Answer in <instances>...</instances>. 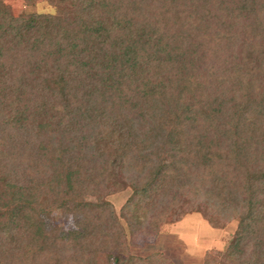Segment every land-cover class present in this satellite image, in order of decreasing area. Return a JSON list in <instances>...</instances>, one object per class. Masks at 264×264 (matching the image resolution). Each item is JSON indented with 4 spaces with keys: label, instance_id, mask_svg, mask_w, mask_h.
<instances>
[{
    "label": "trees",
    "instance_id": "trees-1",
    "mask_svg": "<svg viewBox=\"0 0 264 264\" xmlns=\"http://www.w3.org/2000/svg\"><path fill=\"white\" fill-rule=\"evenodd\" d=\"M79 1L104 13L0 0V264H170L125 255L120 219L158 234L187 200L238 220L227 260L264 264V0ZM113 171L134 189L120 217L84 199ZM56 208L76 230L43 220Z\"/></svg>",
    "mask_w": 264,
    "mask_h": 264
},
{
    "label": "rangeland",
    "instance_id": "rangeland-1",
    "mask_svg": "<svg viewBox=\"0 0 264 264\" xmlns=\"http://www.w3.org/2000/svg\"><path fill=\"white\" fill-rule=\"evenodd\" d=\"M3 3L10 8L12 14L16 17L40 13L51 14L58 19L68 16L72 20L78 19L79 13H82V7H86L88 4L87 2L82 4L79 0H3ZM93 8L95 9L89 10V12L86 11L85 15L80 16L83 19H79L93 22V17H98L101 13H104L102 10L99 11L97 7ZM90 12L95 14L92 15ZM45 26L48 27L47 25ZM53 28L50 27L51 30L56 29ZM136 28L140 30L139 27ZM50 29H44V31L47 32ZM57 29L60 30L59 28ZM134 33L138 34L137 31H134ZM157 115L159 117L162 116V111H157ZM108 179L109 183L102 190L101 196L97 194L94 196L93 193L88 192L84 199L90 203L92 211L96 212V207L107 204L114 210L117 217H120L122 208L134 196L132 182L120 171L111 172ZM1 182L2 179L0 178V188L2 187ZM41 205L46 208V203L43 200ZM177 210L175 222L170 225H163L159 229L158 234L151 230L136 233L130 229L127 221L120 219L125 232V239L123 240L126 247L124 249L126 250L125 255L147 257L159 254L163 258L168 259L170 264H205V256L209 251L212 253L210 257L216 263L234 264L227 260L225 253L228 246L233 242L238 220L219 222L212 211L204 204H197L188 200L187 202L183 201ZM43 220L50 222L63 232L77 229L73 216L68 215L65 209L48 210L47 213L43 214ZM90 232V236L85 240H87L88 244L90 243V245L94 246L98 239L96 238L98 233L93 228ZM18 243L19 248L23 247L24 249L22 257L31 258L34 253L33 250L28 249L29 239ZM113 253L110 251L103 253L109 259L110 264H113ZM42 254L44 255L45 253ZM54 255H64V251L56 250ZM59 260H56V262L52 261V264H78L79 262V260L77 262L74 259H70L68 262H64L62 259V261Z\"/></svg>",
    "mask_w": 264,
    "mask_h": 264
}]
</instances>
